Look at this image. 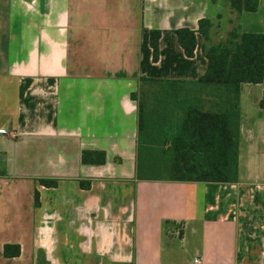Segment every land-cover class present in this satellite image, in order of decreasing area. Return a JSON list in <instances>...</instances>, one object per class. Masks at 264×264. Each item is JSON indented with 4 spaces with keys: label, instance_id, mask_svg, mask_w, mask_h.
I'll return each mask as SVG.
<instances>
[{
    "label": "crops",
    "instance_id": "1",
    "mask_svg": "<svg viewBox=\"0 0 264 264\" xmlns=\"http://www.w3.org/2000/svg\"><path fill=\"white\" fill-rule=\"evenodd\" d=\"M203 18L214 38L236 21L226 0H0V264H264V80L240 87L236 183L136 179L132 94L142 88L148 127L174 130L173 93L140 79L203 76V37L189 58L175 33ZM239 23L264 34V0Z\"/></svg>",
    "mask_w": 264,
    "mask_h": 264
},
{
    "label": "trees",
    "instance_id": "2",
    "mask_svg": "<svg viewBox=\"0 0 264 264\" xmlns=\"http://www.w3.org/2000/svg\"><path fill=\"white\" fill-rule=\"evenodd\" d=\"M216 2L217 0H213ZM236 21L225 39L213 37L214 23L203 18L196 31L187 28L175 31L187 57L195 56L197 35L203 37L202 51L207 59L206 73L195 82L153 81L141 78V83L155 82L164 91H171L164 99L170 115L171 128L159 135L157 120L144 114L142 88L133 93L139 101V138L137 146L136 179L147 181L236 183L239 175L240 87L244 83L259 84L264 80V34L243 33L240 15L256 12L261 0H226ZM221 18V15L218 16ZM161 31H152L150 44L153 60L159 59ZM203 95L209 97L206 99ZM264 108V98L260 103ZM148 118V117H147ZM85 164H104L105 153L84 151ZM48 187L57 186L55 180H41ZM85 189L90 181H81ZM39 194L35 205L39 206ZM15 249V250H12ZM19 246L6 245V257L19 256Z\"/></svg>",
    "mask_w": 264,
    "mask_h": 264
},
{
    "label": "rangeland",
    "instance_id": "3",
    "mask_svg": "<svg viewBox=\"0 0 264 264\" xmlns=\"http://www.w3.org/2000/svg\"><path fill=\"white\" fill-rule=\"evenodd\" d=\"M226 37H227V33H224L222 27L218 24V26H217V38H215V40L218 41L219 39H221V38L225 39Z\"/></svg>",
    "mask_w": 264,
    "mask_h": 264
},
{
    "label": "built area",
    "instance_id": "4",
    "mask_svg": "<svg viewBox=\"0 0 264 264\" xmlns=\"http://www.w3.org/2000/svg\"><path fill=\"white\" fill-rule=\"evenodd\" d=\"M193 264H203L202 258L199 256H196L193 260Z\"/></svg>",
    "mask_w": 264,
    "mask_h": 264
}]
</instances>
